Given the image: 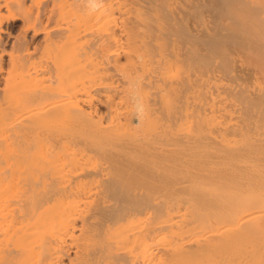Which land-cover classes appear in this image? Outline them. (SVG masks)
I'll list each match as a JSON object with an SVG mask.
<instances>
[{
    "label": "bare ground",
    "instance_id": "6f19581e",
    "mask_svg": "<svg viewBox=\"0 0 264 264\" xmlns=\"http://www.w3.org/2000/svg\"><path fill=\"white\" fill-rule=\"evenodd\" d=\"M14 127L55 169L0 180V264H264V0H0Z\"/></svg>",
    "mask_w": 264,
    "mask_h": 264
},
{
    "label": "rangeland",
    "instance_id": "374dc122",
    "mask_svg": "<svg viewBox=\"0 0 264 264\" xmlns=\"http://www.w3.org/2000/svg\"><path fill=\"white\" fill-rule=\"evenodd\" d=\"M211 13V12H210ZM97 76H103L105 80L100 83L103 88L109 86L111 83L110 76L100 69ZM73 107V105H72ZM90 122V120H88ZM93 123H101L107 125V121L97 118L92 121ZM84 124V122H83ZM15 127L8 129H1L0 131V180H27L38 179L37 177L45 170H54V155L46 156L43 140H38L27 148H18L14 138ZM60 150V154H62ZM67 160V164L58 166L57 173L65 174L79 168L85 160L82 159L81 152ZM54 168V169H53ZM115 232V231H114ZM113 232V234H114ZM103 240V237L100 238ZM98 242V241H97ZM41 256H37L38 261ZM95 261H93L94 263ZM96 263V262H95Z\"/></svg>",
    "mask_w": 264,
    "mask_h": 264
},
{
    "label": "clouds",
    "instance_id": "9594fccd",
    "mask_svg": "<svg viewBox=\"0 0 264 264\" xmlns=\"http://www.w3.org/2000/svg\"><path fill=\"white\" fill-rule=\"evenodd\" d=\"M102 3L103 0H88V4L92 12L98 11L102 7ZM133 100L134 115L137 119H139L145 114L146 107L142 97H140L138 92L136 91L133 92Z\"/></svg>",
    "mask_w": 264,
    "mask_h": 264
}]
</instances>
